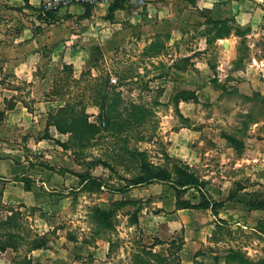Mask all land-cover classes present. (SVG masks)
I'll use <instances>...</instances> for the list:
<instances>
[{"label":"rangeland","instance_id":"rangeland-1","mask_svg":"<svg viewBox=\"0 0 264 264\" xmlns=\"http://www.w3.org/2000/svg\"><path fill=\"white\" fill-rule=\"evenodd\" d=\"M127 4L145 8L133 0ZM66 11L48 19L40 6L0 5V156L29 169L25 176L35 194L21 185L13 195L40 204L44 200L39 207L10 202L0 183V220L20 213L25 229L18 251L0 253V264H228L230 249L252 261L264 260L262 14L254 29L225 18L235 30L230 43L216 44V30L212 32L201 52L204 60L186 65L188 75L182 76L165 59L175 53L165 42L160 54L150 51L146 43L151 31L131 19H120L121 27L113 32L115 19L108 13L94 11L83 19ZM205 18L204 24L193 20L194 26L205 25L201 36L224 21ZM159 37L162 41L167 35ZM189 50L184 47L178 54ZM194 79L201 87L179 85ZM108 80L127 104L152 111L119 136L105 132L98 121L97 94ZM179 91L197 94V102L174 103ZM4 95L17 100L13 112L6 113L13 102H3ZM66 104L78 111L84 107L90 121L101 127L98 139L86 148L57 145L54 140L68 143L70 136L53 127L52 139H45L49 115ZM127 151L145 154L153 171H170L171 183L118 192L143 175L140 162ZM185 158L191 172L206 183L203 193L218 205L216 213L178 208L182 202H201L196 189L180 194L175 186L174 171L186 165ZM253 204L262 210H254ZM35 239L45 242L36 254L31 252Z\"/></svg>","mask_w":264,"mask_h":264},{"label":"trees","instance_id":"trees-1","mask_svg":"<svg viewBox=\"0 0 264 264\" xmlns=\"http://www.w3.org/2000/svg\"><path fill=\"white\" fill-rule=\"evenodd\" d=\"M131 0H120L117 3L111 5L108 10V18L114 19V15L117 11L125 10L128 8V4ZM25 9H31L30 0H24ZM85 13L82 16L83 19H87L92 14L91 7H84ZM57 14L49 13L47 14L48 19H53ZM228 21H218L215 22L213 28L210 32L216 30V40L223 39L230 36L234 28L228 26ZM240 30L241 28L238 27ZM237 29V30H238ZM238 33V31H236ZM237 35V34H236ZM240 37V36H239ZM161 43H154L149 46L150 51L155 50L161 51ZM148 48V51H149ZM65 70L69 71L68 67H64ZM104 89H101L97 96V104L99 107L98 121L105 124L104 131L109 132V134L119 136L127 128H131L135 125H140L144 122L145 118H150L152 116V111L144 105H139L134 102L126 103L123 99L121 93L116 92L115 88L109 87V80L104 82ZM149 88V87H148ZM197 96L191 91H179L173 98V102L178 104L180 102H197ZM9 110H12L11 108ZM3 113L0 114V117ZM53 127L60 135L70 136V141L68 143H62L60 141L54 142L61 146L62 148L68 150L70 144H74L77 148H86L88 144L97 140V136L101 133V127L96 123L90 121L89 115L86 113L84 107L81 110H76L75 107L70 104H66L64 107L57 109L55 114L49 115L48 122L46 126V137L45 139H52L49 136V129ZM97 138V139H96ZM75 140V141H73ZM74 142V143H73ZM84 145H86L84 147ZM134 158L140 162V172L143 175H139L129 181V186L118 190L120 193H126L130 188H136L144 185L157 183H171L172 177L169 173L170 171L164 169H158L153 171L152 167L146 163V155L143 153H134L127 151ZM183 167V168H182ZM177 167L174 171L178 176V180L175 186L178 193H184L189 189H196L201 197V202L193 204L190 202L177 203L178 208L182 210L195 209V210H211L213 213L217 212L218 205L216 203H211L210 200L205 199V194L203 193V186L206 183L202 182L201 179L191 172L190 167L187 165ZM80 178V177H79ZM16 181L23 183L25 192H32L33 186L31 184L30 178L23 176L17 177ZM94 184L98 187H103L99 180H94ZM3 194V191L1 192ZM1 194V196H3ZM254 210H262V206L251 205ZM20 213H13L10 217H7L4 221L0 220V253H6L9 250L14 252L18 251L21 244L25 241L24 233L25 229L21 226L19 222ZM43 240L35 239L32 241V251L42 250L44 248L45 242ZM159 244V241H157ZM164 261V260H163ZM165 263V262H164ZM226 263L228 264H264V260L252 261L246 257L241 252L235 249H230V253L226 258ZM158 264V263H157ZM161 264V263H159Z\"/></svg>","mask_w":264,"mask_h":264},{"label":"crops","instance_id":"crops-1","mask_svg":"<svg viewBox=\"0 0 264 264\" xmlns=\"http://www.w3.org/2000/svg\"><path fill=\"white\" fill-rule=\"evenodd\" d=\"M134 1H137L139 3L141 2V4H144L145 8L140 5H133L132 8L117 11L114 15L115 20L111 24V27L114 28L112 29V31L114 32L119 27H121V24L117 23L120 19H123V21L131 19V23L135 24V26L137 25L144 30L151 31V35L149 36L150 40L148 43H146V46H150L157 42H165L164 46L166 47V49L168 51L171 50L172 53H175V55L166 54L167 56H165V59L167 61H170L169 65L174 64L173 70L177 71L182 76L188 75L186 65H189L188 67H191L195 62L200 63L201 60H204L203 57L205 56V53L201 52L204 51L207 46L206 37H211L212 32H214H208V35L201 36L199 32H201V30L205 28V25L199 27V24L196 23V25L194 26V19L200 18V20H202V24H204V22H206L205 17H208V19L212 17L218 19L222 18L224 20L225 18H232L234 25L236 23L240 27H251L252 29H254L256 22H258L259 20L258 18L260 16V13L262 14L261 19L264 17V0H133V2ZM0 5H7L10 7H23L24 0H0ZM30 5L32 8H38L40 6L38 0H36V2L35 0H30ZM108 10L109 7L107 6L92 8V14H94V11L108 13ZM143 10H145L144 14L141 13ZM66 12L71 15H84L85 9L78 6H72L67 9ZM130 12L132 13V15H130ZM108 31H110V29ZM233 32L234 31H232V34H230V36L228 37L217 39L216 44H229V38L233 36ZM161 33H164L165 36L167 35L165 40L160 41L162 39V37H159ZM188 42L194 47V49H196L193 50V47L189 46ZM194 43H200L201 47L202 45L204 46V49L197 48V45ZM184 47L190 50L186 52L187 54L179 55V51H181ZM155 59L162 60L161 58H154V60ZM194 66L197 67L198 65L196 64ZM198 83V79H194V82L190 83V85L188 83L181 82L179 85H184V87H201ZM4 98L6 100L3 99L2 101L5 103H10V101L15 103L14 105L12 103L9 109H17L18 106L16 105V103L18 102L15 97H8L7 95H4ZM183 103L187 105V103L182 102V104ZM23 107L26 106L24 105ZM9 111L11 110H7L6 113H8ZM176 151L178 152V150ZM182 152L185 156L189 157V160H193V158H191L189 153H186L185 150ZM177 154L178 153H173V156H178ZM186 159L187 158L184 159L185 164L189 167H192L190 161L187 162ZM26 165L27 164H16L11 157L4 156L2 158V156H0V183L5 185L4 199H7V197L5 198V196L8 195L7 200H11L10 202L21 201L22 203L31 206H42V202H44V200H42L40 204L36 199L28 198L23 195L18 197L13 195V192L19 190L21 185L24 186L23 183L15 181L14 178L23 177L26 173H28L29 169ZM26 193L33 194L34 191ZM17 198H20V200ZM223 219L226 218L223 217ZM40 251L41 250H36L33 251V253L36 254ZM183 252H185V250H183L182 253ZM42 263L46 264L44 262ZM128 264L134 263L130 262ZM192 264L199 263L193 262Z\"/></svg>","mask_w":264,"mask_h":264},{"label":"built area","instance_id":"built-area-1","mask_svg":"<svg viewBox=\"0 0 264 264\" xmlns=\"http://www.w3.org/2000/svg\"><path fill=\"white\" fill-rule=\"evenodd\" d=\"M40 5V10L43 14L47 15L49 13L60 14L72 6L81 7H91L98 8L117 3L120 0H38ZM112 83H116L117 79L112 78Z\"/></svg>","mask_w":264,"mask_h":264}]
</instances>
